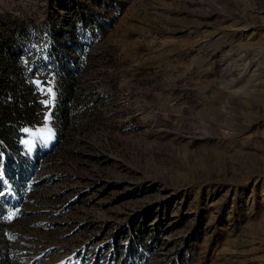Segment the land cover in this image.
<instances>
[{
    "label": "rangeland",
    "instance_id": "obj_1",
    "mask_svg": "<svg viewBox=\"0 0 264 264\" xmlns=\"http://www.w3.org/2000/svg\"><path fill=\"white\" fill-rule=\"evenodd\" d=\"M4 85L0 264H264V0H0Z\"/></svg>",
    "mask_w": 264,
    "mask_h": 264
},
{
    "label": "trees",
    "instance_id": "obj_2",
    "mask_svg": "<svg viewBox=\"0 0 264 264\" xmlns=\"http://www.w3.org/2000/svg\"><path fill=\"white\" fill-rule=\"evenodd\" d=\"M69 78L68 79H71L70 77L71 76H68ZM14 88H12L11 86H0V94L3 93V95H6V96H9L12 100V104L11 107L9 108L8 107V111L10 113H12L11 117H13V123L15 124H20L19 126L20 127H24V119L27 117L26 115H32L36 113V109L34 108L35 107V104L33 101L31 100H27L26 97H21V95H16L14 93ZM58 100H60L61 102H65V101H69L72 97V93H71V86L67 85L65 86V90L62 91V92H58ZM23 99H26V100H23ZM5 109V108H3ZM58 110H61L60 108H57L56 107V111ZM55 111V112H56ZM55 112H51V115L53 116L55 114ZM58 113V115H60L61 112H56ZM54 118H57L54 117ZM58 118H60V116H58ZM1 130V128H0ZM0 141H4V144L5 145H8L7 141L0 135Z\"/></svg>",
    "mask_w": 264,
    "mask_h": 264
},
{
    "label": "bare ground",
    "instance_id": "obj_3",
    "mask_svg": "<svg viewBox=\"0 0 264 264\" xmlns=\"http://www.w3.org/2000/svg\"><path fill=\"white\" fill-rule=\"evenodd\" d=\"M242 19H243V18H242ZM255 92H256V91H255ZM250 97H251V96H250ZM252 97H254V95H253ZM230 98H231V97H230ZM254 98H255V97H254ZM256 98H257V97H256ZM258 98H259V97H258ZM252 99H253V98H252ZM249 100H250V99H249ZM249 100H248V101H249ZM257 100H258V99H257ZM257 100H256V101H257ZM226 101H227V100H226ZM254 101H255V100H254ZM227 102H229V100H228ZM257 102H258V101H257ZM229 103H230V102H229ZM253 107H254V106H253ZM261 107H262V106H261ZM226 108H228V107H226ZM226 108H225V109H226ZM259 108H260V107H259ZM237 110H239V109H237ZM249 110H250V109H249ZM231 111H232V110H231ZM229 112H230V111H229ZM256 112H257V111H255V113H256ZM251 113H252V112H251ZM228 114H230V113H228ZM260 114H261V113H260ZM223 115H224V114H223ZM233 116H234V115H233ZM241 116H242V115H241ZM255 116H256V115H255ZM229 117H231V116L229 115ZM252 117H253V116H252ZM258 118H259V117H258ZM224 120H225V118H224ZM243 120H244V119H243ZM227 125H228V124H227ZM243 125H244V123H243ZM228 126H229V125H228ZM231 126H232V125H231ZM225 127H226V126H225ZM226 128H227V127H226ZM224 130H225V129H224ZM237 161H238V160H237ZM235 170H236V169H235ZM252 173H253V172H252ZM249 174H250V173H249ZM249 176H250V175H249ZM261 238H262V237H261ZM254 239H255V238H254ZM260 240H261V239H260ZM249 243H250V242H249ZM255 243H256V242L253 241V244H255ZM253 249H254V247H253ZM240 263H241V262H240Z\"/></svg>",
    "mask_w": 264,
    "mask_h": 264
}]
</instances>
